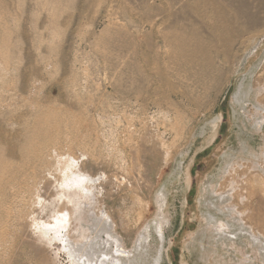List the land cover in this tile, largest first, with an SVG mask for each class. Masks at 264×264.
Listing matches in <instances>:
<instances>
[{"label": "rangeland", "instance_id": "rangeland-1", "mask_svg": "<svg viewBox=\"0 0 264 264\" xmlns=\"http://www.w3.org/2000/svg\"><path fill=\"white\" fill-rule=\"evenodd\" d=\"M252 1L243 2L258 12L251 21L235 15L238 0H0L4 143L46 119L59 138L51 156L73 158L72 175L93 179L81 209L46 166L24 193L17 180L7 186L0 264L97 261L113 252L90 257L107 234L127 264H264V194H250L251 183L264 189V2ZM169 13L185 14L197 39L171 46ZM4 143L0 157L18 162ZM58 208L71 214L62 233L72 248L35 225ZM104 212L111 221L99 233Z\"/></svg>", "mask_w": 264, "mask_h": 264}, {"label": "bare ground", "instance_id": "bare-ground-1", "mask_svg": "<svg viewBox=\"0 0 264 264\" xmlns=\"http://www.w3.org/2000/svg\"><path fill=\"white\" fill-rule=\"evenodd\" d=\"M92 1V0H91ZM247 1H251V0H247ZM254 1V0H253ZM252 1V2H253ZM258 1V5H259V7L262 5V3L264 2V0H257ZM257 1H255L256 3H257ZM172 2V3H171ZM170 2V9H172L171 8V6L173 5V1H171ZM237 2V1H236ZM244 1L243 0H238V3H240V5H239V7H238V9H237V13H235V15L237 14L238 15V17L240 18V16L239 15H244L245 17H246V19H249V20H253L254 19V16H255V14L256 13H258V12H256V13H249V11H247V10H245V9H247V8H245V4L244 3H247L246 2V0H245V2L243 3ZM224 3H225V1H224ZM231 3V2H230ZM228 4V7H230L229 5H231L232 6V4ZM181 4H182V2H181ZM183 5V4H182ZM256 5V4H255ZM184 6V5H183ZM238 6V5H237ZM236 6V7H237ZM248 6H251V5H249V2H248V4H247V7ZM264 6V5H263ZM227 7V8H228ZM232 7H234V6H232ZM232 7H230V8H232ZM236 7H234V8H236ZM255 7V6H254ZM257 7V6H256ZM256 7H255V9H256ZM185 7H182V10H183V12L185 11V9H184ZM197 8V7H196ZM214 8V7H213ZM218 8H220V7H218ZM233 8V9H234ZM229 9V8H228ZM255 9H254V12H255ZM263 9V8H262ZM182 10L180 9V11L182 12ZM230 10H232V9H230ZM236 10V9H235ZM252 10H253V7H252ZM258 10H259V8H258ZM213 11V10H212ZM257 11V10H256ZM262 11V10H261ZM175 12V11H174ZM173 12V13H174ZM178 12V11H177ZM224 12V11H223ZM233 12V11H232ZM252 12V11H251ZM179 13L180 12H178V15H179ZM185 13H186V11H185ZM172 13H169V16H172V17H169V21L168 20H166V21H168V23H169V28H167V29H165L164 30V27H163V29H160L159 28V26L157 27V28H159L160 29V32L162 31V30H164L165 32H166V30H167V32L169 33L168 34V42H169V44L171 45V46H173V47H176V48H179V47H182V48H184L185 47V44H186V39H188V37L189 38H193V39H197V37H198V35L196 34V32H195V28L193 29V30H191L192 32L189 34V32H187V28L188 27H191L192 25L190 24V23H186V20H184V18L183 17H185L186 15L185 14H183L184 16H182V15H180V18L179 19H176L175 18V14H172ZM181 14V13H180ZM187 14H188V11H187ZM214 14V13H213ZM182 16V17H181ZM191 16V15H190ZM177 17V16H176ZM208 17V16H207ZM237 17V18H238ZM256 17H257V15H256ZM188 18V17H187ZM186 18V19H187ZM209 18V17H208ZM236 18V17H235ZM234 18V19H235ZM189 19H191V18H189ZM241 19V18H240ZM209 20V19H208ZM257 20H258V18H257ZM241 21V20H240ZM189 22V21H188ZM215 22V21H214ZM223 22V21H222ZM151 23H152V21H151ZM166 23V22H165ZM164 23V24H165ZM194 23V22H193ZM208 23V22H207ZM234 23V22H233ZM242 23V22H241ZM163 24V25H164ZM215 24H218L217 22L215 23ZM215 24H213V25H215ZM194 25V24H193ZM244 24H242V26H243ZM167 26H168V24H167ZM195 26V25H194ZM201 26V25H200ZM222 26V25H221ZM154 27V26H153ZM196 27H197V25H196ZM215 27V26H214ZM244 28H245V26H243ZM193 28V27H192ZM222 28V27H221ZM220 28V29H221ZM191 29V28H190ZM189 29V30H190ZM197 29H198V27H197ZM223 29V28H222ZM248 29V28H247ZM217 30V29H216ZM154 31V30H153ZM163 31V32H164ZM218 31V30H217ZM220 31V30H219ZM218 31V32H219ZM246 31V30H245ZM158 32V31H157ZM159 32V33H160ZM165 32L163 33V34H165ZM166 32V33H167ZM198 32V31H197ZM260 32V31H259ZM200 33V32H199ZM220 33V32H219ZM167 35V34H166ZM220 36V35H219ZM167 37V36H166ZM208 37V36H207ZM191 38V39H192ZM203 38V37H202ZM166 39V40H167ZM184 39H185V41H184ZM220 39H221V37H220ZM190 40V39H189ZM205 40V39H204ZM209 41V40H208ZM222 43V42H221ZM227 43V42H226ZM201 44H203V43H201ZM200 44V46H202ZM206 44V43H205ZM204 45V44H203ZM224 46V45H223ZM186 48H187V46H186ZM201 49V48H200ZM173 50H175V49H173ZM246 50V49H245ZM2 51V50H1ZM173 52V51H172ZM229 51H228V49L227 48H225L223 51H222V53H221V55H222V57H223V59L225 60V61H227L228 60V55H229V53H228ZM2 55V54H1ZM161 55V54H160ZM218 57H220V56H218ZM200 60V59H199ZM204 60V59H203ZM197 62H198V60H196ZM202 61V60H201ZM201 61H199V62H201ZM204 63H205V60H204ZM239 64V63H238ZM203 65H206V66H208L207 64H203ZM174 66V65H173ZM180 67V66H179ZM204 67V66H203ZM191 70V69H190ZM213 71V70H212ZM214 71H215V69H214ZM200 74H202L203 76L204 75H207L208 77H210V79H211V76H214L215 77V74H212L211 75V73L212 72H210V70L208 71V68L205 70L204 68H202L201 70H200ZM214 73V72H213ZM196 74H198V73H196ZM199 75V74H198ZM201 75V76H202ZM196 77V76H195ZM206 77V76H205ZM201 78H204V77H201ZM120 88V87H119ZM190 91V90H189ZM189 91H188V93H189ZM191 96H192V94H191ZM195 96V95H194ZM194 96L193 97H189V96H187L188 97V99L190 100V101H193V102H196V100H195V98H194ZM173 105V104H172ZM174 106V105H173ZM175 108V107H174ZM176 113L177 112H175V115H176ZM74 114H76V113H74ZM73 114V115H74ZM178 115H179V113L175 116L177 119H178V121L179 120H181V122H183L182 121V119H181V115H180V117L178 118ZM76 116V115H75ZM183 116V115H182ZM76 118V117H75ZM78 118V117H77ZM185 118V117H184ZM183 118V119H184ZM175 120V119H174ZM177 120L175 121V123H174V125H172V128H174V130L177 128V126L179 125ZM178 122V123H177ZM189 122V121H188ZM172 124V123H171ZM176 124V125H175ZM49 122L46 120V119H34V121H33V123L32 124H25V128H21V127H19L18 129H16L15 131H17L19 134H21V135H19V136H16V133H15V136H16V139L17 140H9V141H6L5 143H4V141H5V139H4V137L0 134V146H1V144H5V146H6V150H7V152H8V154L9 155H11V156H13V157H15L14 155H13V151L14 150H19L20 152H21V154L22 155H18L17 153H16V157H18V162H16V163H11V162H9L6 158V160L5 159H3L2 158V155H1V157H0V195L2 196V198H4V195H5V193H7V189H6V187L7 186H11V183L13 182L14 183V181H16L15 183V185L17 186V188H16V191L15 192H18V193H24L25 192V190H26V187H28L29 186V180H31V179H35V177H38L43 171H46L45 169H44V167L46 166L47 168H48V170L49 171H51V173L53 174V176H54V178H55V180H56V182H58L57 184L63 189V187H66V188H68V189H70V193L69 194H72L73 195V198L74 197H77V198H82V202L81 201H78V206H79V209H81V204L83 203V204H85V203H87L86 201H84L83 202V200H85L86 198H88L89 197V190L91 189V186H90V182L93 180L92 178H90V177H88V176H86V175H83V174H79V173H76V174H74V175H72V162H73V160L72 159H70V157H65L64 155H62V153L60 152V151H55L56 152V155L55 156H51L52 155V150H51V148H46V147H48L49 145H52V144H55V143H59V138H58V136H57V128H55V132H54V134H51V133H48L47 132V128H49ZM181 126V125H180ZM179 126V128H182V127H180ZM170 128V127H169ZM75 130V129H74ZM177 130H178V128H177ZM0 131H1V128H0ZM171 131V130H170ZM176 131V130H175ZM175 131H173V132H175ZM180 133H181V131H179ZM170 133V132H169ZM175 134H176V132H175ZM72 141V140H71ZM174 141V140H173ZM169 144V143H168ZM167 146V145H166ZM58 148V147H57ZM4 149V150H5ZM54 149H55V147H54ZM51 150V151H50ZM58 150V149H57ZM22 156V157H21ZM19 157H21V158H19ZM50 157V158H49ZM20 178V181L18 182V179ZM262 179V178H261ZM261 179H260V181H261ZM59 180H60V182H59ZM256 180V179H255ZM254 180V181H255ZM263 180V179H262ZM259 181V182H260ZM18 182V183H17ZM263 184H264V182L263 181H261ZM256 183H258L257 181H256ZM254 185H256V184H254ZM253 185V183H251V188H250V194L252 193V194H254L257 190H260V191H262V193L264 194V189L261 187V188H256V186H254ZM264 186V185H263ZM12 187V186H11ZM258 187V186H257ZM7 188H9V187H7ZM72 188H74L75 189V191H73L72 190ZM11 189H13V188H11ZM252 189V190H251ZM6 191V192H5ZM9 191V190H8ZM13 191V190H12ZM237 192V191H236ZM235 192V194L238 196L239 194H238V192L236 193ZM65 195V194H64ZM219 195V194H218ZM219 196H222V195H219ZM66 197V196H65ZM63 198H64V196H63ZM223 198H225V196L223 197H221L220 199L222 200ZM65 200H67L66 198H64ZM69 199V198H68ZM68 201H72V198L70 199V200H68ZM61 203H62V206H63V201H61ZM67 203V202H66ZM65 203V204H66ZM71 203V202H70ZM2 204V203H1ZM64 204V205H65ZM69 205V204H68ZM2 206V205H1ZM61 209V208H60ZM59 208H58V210L55 212L56 214L54 215V217H53V220L52 221H50L49 223H43V224H37L36 222H35V225L37 226V227H45L47 230H50V231H52L53 232V234H54V236L55 237H57V238H59V239H61L63 242H66L67 243V241L66 240H68L69 238H65L66 236L65 235H63V233H62V230H64V229H66L65 227H66V224H67V222L69 221V219H70V217H71V214L68 212V211H66L65 212V210H60ZM3 218V217H2ZM102 219H101V223H102V226L100 227V228H98V232L99 233H106L107 232V229H106V227H104L105 225H107V223L105 222L106 220H108V222L109 221H111L110 220V217H109V215H108V213H105L104 212V214L102 215V217H101ZM246 221L248 222V219L249 220H252L253 219V216L252 215H247L246 217ZM4 219V218H3ZM34 219V218H33ZM35 221V220H34ZM34 223V222H33ZM100 223V224H101ZM69 224V223H68ZM158 225V227H161L160 225L161 224H157ZM227 225H228V223H227ZM68 226V225H67ZM223 226H225V225H223ZM241 226V225H240ZM227 227V226H226ZM215 228L218 230L219 229V227H217V226H215ZM244 229V228H243ZM245 230V229H244ZM251 230V232H252V234H253V239L254 240H259L258 239V237H260L261 236V234L259 235H256L255 233H254V231H253V229L251 228L250 229ZM65 231V230H64ZM63 231V232H64ZM246 231V230H245ZM1 232V231H0ZM2 232H3V230H2ZM66 232H68V231H66ZM247 232V231H246ZM162 232L160 231V237H161V234ZM4 234V233H3ZM0 236H1V234H0ZM65 236V237H64ZM4 239V238H3ZM0 241H2V239H1V237H0ZM261 241V240H260ZM3 242V241H2ZM1 242V243H2ZM262 242V241H261ZM103 243H105V246H103V247H101L102 246V244ZM102 244H101V242H96L95 243V246H97L98 247V249L97 248H95V247H93L92 248V246H91V242L89 241L88 243H87V245L84 247V249H86L87 250V247H89V246H91V248H90V250H91V254H90V257L92 258V256L94 257L96 254H95V252L94 251H99V250H102V249H104V250H106L107 249V246L108 247H112V250L111 251H113L111 254H110V252L109 253H107L106 251L104 252V251H102L101 252V255H100V258L101 259H97V261H94L93 259L92 260H84L83 261V263L84 264H127V262H125V259H124V257H128V252L126 251V250H124L123 249V246H122V243H121V240L119 239V237H114V236H112V234H107L106 235V241L105 242H103ZM139 243H141V242H139ZM140 244H138V246L137 247H140L139 246ZM68 247L69 248H72V244H71V242H70V239L68 240ZM101 248V249H100ZM89 254L87 255V256H89ZM159 257V256H158ZM124 259V260H123ZM156 258H154V260H155ZM160 259V258H159ZM80 260V259H79ZM157 261V259L155 260V263H157L156 262Z\"/></svg>", "mask_w": 264, "mask_h": 264}]
</instances>
